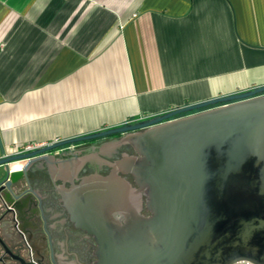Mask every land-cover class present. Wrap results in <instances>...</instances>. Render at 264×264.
<instances>
[{"label":"water","instance_id":"obj_1","mask_svg":"<svg viewBox=\"0 0 264 264\" xmlns=\"http://www.w3.org/2000/svg\"><path fill=\"white\" fill-rule=\"evenodd\" d=\"M119 135L93 156L74 150ZM123 146L137 156L106 160ZM93 160L112 172L81 176ZM45 169L70 221L95 238L94 264H264V86L27 154L1 145L0 264H37L27 261L40 236L13 218L41 215L46 226L31 186Z\"/></svg>","mask_w":264,"mask_h":264},{"label":"crops","instance_id":"obj_2","mask_svg":"<svg viewBox=\"0 0 264 264\" xmlns=\"http://www.w3.org/2000/svg\"><path fill=\"white\" fill-rule=\"evenodd\" d=\"M260 86L264 0H0V158Z\"/></svg>","mask_w":264,"mask_h":264},{"label":"flooded vegetation","instance_id":"obj_3","mask_svg":"<svg viewBox=\"0 0 264 264\" xmlns=\"http://www.w3.org/2000/svg\"><path fill=\"white\" fill-rule=\"evenodd\" d=\"M120 138L121 136L119 135L97 143L83 144L75 147L74 150L81 152L82 155L93 156L100 150L103 144L111 141H118ZM124 154L137 156L131 147L123 146L117 150L106 151L105 158L109 162L115 163L122 159ZM112 170L110 166L93 160V162L86 166L81 176L94 174L96 172L103 176H107ZM121 176L126 178L134 187H137L131 175ZM31 182L32 189L38 191L43 198L44 218L47 223L46 226L42 223L41 215H33L30 218L16 215L13 218V223L26 232L31 234L37 231L36 236H40V242L43 245L38 246L36 241L31 243L34 249L32 250L33 256L31 259L29 258L27 262L31 263L34 261L37 264H94L96 261L95 252L98 248V244L92 235L77 229L70 221L68 213L62 209L60 205V195L57 188H55L51 182L49 172L47 170H36ZM143 201L146 203L145 196H143ZM143 215L147 217L151 216L146 208H144ZM45 231L50 238L47 237ZM41 256L44 257L42 258Z\"/></svg>","mask_w":264,"mask_h":264},{"label":"built area","instance_id":"obj_4","mask_svg":"<svg viewBox=\"0 0 264 264\" xmlns=\"http://www.w3.org/2000/svg\"><path fill=\"white\" fill-rule=\"evenodd\" d=\"M45 146H48V145L24 144V145H21L20 147H18L16 149V152L13 155L27 154V153L33 152V151L38 150L39 148H42V147H45ZM59 153H60V150L59 151H55L53 154L58 155Z\"/></svg>","mask_w":264,"mask_h":264}]
</instances>
